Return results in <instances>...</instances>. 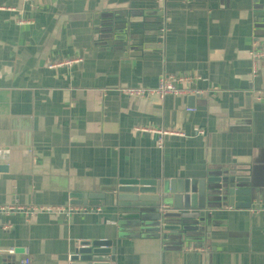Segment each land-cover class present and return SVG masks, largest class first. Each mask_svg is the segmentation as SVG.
Instances as JSON below:
<instances>
[{"label":"crops","instance_id":"1","mask_svg":"<svg viewBox=\"0 0 264 264\" xmlns=\"http://www.w3.org/2000/svg\"><path fill=\"white\" fill-rule=\"evenodd\" d=\"M162 2L45 0L33 25L18 28L25 0H0V92L29 93V116L16 119L26 152L0 149V168H8L0 169V208L62 210L0 212V264H71L76 246L101 240L113 242L110 264H264V213L252 212L264 210V60L254 73L249 57L264 38L255 35L254 0ZM125 25L137 49L107 51ZM67 60L80 63L47 67ZM170 74L201 78L189 86L206 92L192 110L183 97L118 92L154 88ZM136 126L183 136H166L158 149L156 136L136 134ZM214 166L250 177L260 199L246 210L214 209L221 232L202 248L179 245L178 236L117 240L111 194L71 205L121 180L181 183Z\"/></svg>","mask_w":264,"mask_h":264},{"label":"water","instance_id":"2","mask_svg":"<svg viewBox=\"0 0 264 264\" xmlns=\"http://www.w3.org/2000/svg\"><path fill=\"white\" fill-rule=\"evenodd\" d=\"M158 1L162 6L163 0ZM253 10L255 35L264 38V0H254ZM132 28L126 25L119 28L114 33V46L107 51H135L134 42L138 38L131 32ZM163 33L164 26L159 35L161 38ZM101 39L107 41L111 38L104 34ZM194 100L193 96L187 97L189 110L193 109ZM20 103L24 112L18 110ZM28 116L29 93L20 90L0 92V149L4 156L17 150L26 152L27 139L20 134V123L16 119ZM6 167L2 166L1 171H6ZM213 169L211 174L202 179L182 180V184L179 181L148 183L121 180L115 186L100 188L98 194H83L71 205L90 207L104 201L105 194H111L117 240L151 238L168 241L170 237L178 236L181 239L179 245L196 243V247L202 248L208 245L215 233L221 232V228L216 225L214 209L230 207L246 210L251 207V203L260 199L258 191L250 187L251 178L244 173L229 166H214ZM162 207H167L169 212L163 215L160 212ZM114 255L113 242L110 240L82 242L74 248L70 263L110 264Z\"/></svg>","mask_w":264,"mask_h":264},{"label":"built area","instance_id":"3","mask_svg":"<svg viewBox=\"0 0 264 264\" xmlns=\"http://www.w3.org/2000/svg\"><path fill=\"white\" fill-rule=\"evenodd\" d=\"M45 0H25L24 6L18 11V18H16L14 22V26L18 28L22 27H30L33 25V19L31 18V14L34 13L37 5ZM250 61L252 64V71L255 73V66L260 61L264 60V46L259 45L258 43H254L251 46L249 52ZM80 63L79 60H67L65 62H52L48 64V69H61L64 67H69L71 65ZM201 81V78L198 76H191L185 74H170L166 76H161L159 78L158 84L154 88H128L122 89L118 92L125 96L137 99H145L156 97L159 99H163L167 96H174V97H183L187 98L190 96L193 97H202L205 95L206 92H202L196 89H192L191 86L195 82ZM133 132L136 134H152L156 136V142L158 149H162L163 146V139L166 136H178L180 134L174 130H165V129H155L149 127H141L136 126L133 128ZM198 135H202L203 131H199ZM24 212L28 214H37V213H44V212H60L62 211L59 208H33V209H21L17 206H9L6 208H0V212L6 215H12L16 212ZM96 213L100 212V209L94 210ZM160 212L165 215L169 212V210L165 207L160 209ZM253 213H264V210H255L252 211ZM13 252H10L11 255ZM19 264H30L28 259L23 260Z\"/></svg>","mask_w":264,"mask_h":264}]
</instances>
